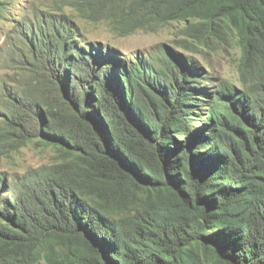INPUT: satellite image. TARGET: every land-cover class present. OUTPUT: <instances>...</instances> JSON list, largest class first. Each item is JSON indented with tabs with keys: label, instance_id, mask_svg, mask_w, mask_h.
<instances>
[{
	"label": "trees",
	"instance_id": "obj_1",
	"mask_svg": "<svg viewBox=\"0 0 264 264\" xmlns=\"http://www.w3.org/2000/svg\"><path fill=\"white\" fill-rule=\"evenodd\" d=\"M65 1L123 32L232 31L242 85H193L171 56L126 63L68 25L51 48L35 38L43 94L32 109L8 98L12 121L62 162L31 183L0 177V264H264V0Z\"/></svg>",
	"mask_w": 264,
	"mask_h": 264
},
{
	"label": "rangeland",
	"instance_id": "obj_2",
	"mask_svg": "<svg viewBox=\"0 0 264 264\" xmlns=\"http://www.w3.org/2000/svg\"><path fill=\"white\" fill-rule=\"evenodd\" d=\"M195 22L172 21L151 30L123 32L113 21H94L65 0H0V177L11 183H31L62 162L58 149L34 134H23L25 127L12 121L14 110L8 98H17L32 109L36 101L30 98L37 100L43 94V78L49 69L47 50L41 53L35 38L45 37L51 48L61 26L68 25L81 44L111 50L126 63L144 58L161 66L171 56L177 68L183 69L185 63L194 66L188 75L193 85H242V50L235 33L230 31L225 41L201 42ZM39 264L46 263L41 260Z\"/></svg>",
	"mask_w": 264,
	"mask_h": 264
}]
</instances>
